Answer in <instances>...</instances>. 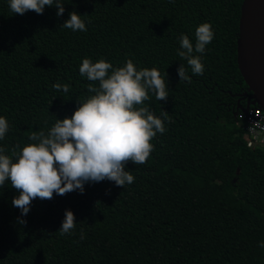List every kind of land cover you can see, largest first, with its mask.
<instances>
[{"label":"trees","instance_id":"16d2710c","mask_svg":"<svg viewBox=\"0 0 264 264\" xmlns=\"http://www.w3.org/2000/svg\"><path fill=\"white\" fill-rule=\"evenodd\" d=\"M62 2L65 12L58 17L55 5L43 14L19 15L9 0H0L5 154L32 143V132H47L57 119L70 117L76 99L91 95L93 82L79 72L85 57L114 67L131 59L137 70L157 68L167 101L149 92L142 106L162 119L167 111L170 120L152 138L147 162H128L134 182L124 187L104 180L86 183L83 194L36 198L21 224L12 206L19 193L6 181L0 187V264H264V148L248 147L238 110L248 89L237 60L243 0ZM72 11L87 31L60 26ZM204 22L214 38L198 76L178 56V38L184 33L195 44ZM181 63L190 82L179 81ZM57 82L69 91H57ZM67 209L76 227L61 235Z\"/></svg>","mask_w":264,"mask_h":264},{"label":"clouds","instance_id":"9594fccd","mask_svg":"<svg viewBox=\"0 0 264 264\" xmlns=\"http://www.w3.org/2000/svg\"><path fill=\"white\" fill-rule=\"evenodd\" d=\"M53 5L58 9L56 15L63 16L62 0H9L10 10L19 15L28 11L43 14L45 6ZM60 26L87 31L85 21L76 11L69 13ZM213 38L208 22L196 28L195 44L188 35L180 34L177 54L194 75H203L205 66L201 57ZM79 72L93 82L88 85L91 95L84 100L76 99L78 107L70 117L57 119L47 132H32L29 140L33 142L22 148L15 145L10 155L0 147V187L10 181L19 193L12 199V206L20 210L21 224L26 223L22 217L28 214L36 198L51 200L54 193L63 196L77 190L83 194L86 183L104 180L117 187L132 184L134 176L126 171V165L129 161L135 165L146 163L153 150L152 138L166 131L164 120H170L168 112L162 111V119L142 106L149 100V92L158 101H167L166 82L157 68L137 70L131 59L114 67L103 58L93 62L85 57ZM177 74L179 81L190 82L184 64L179 65ZM52 87L67 93L70 86L57 82ZM8 130V120L0 116V140ZM75 227L74 212L67 209L59 231L61 235L69 234ZM260 247L264 248V242Z\"/></svg>","mask_w":264,"mask_h":264},{"label":"water","instance_id":"95a60500","mask_svg":"<svg viewBox=\"0 0 264 264\" xmlns=\"http://www.w3.org/2000/svg\"><path fill=\"white\" fill-rule=\"evenodd\" d=\"M237 60L248 91L252 92L245 106L239 99L238 110L248 113L254 104L264 109V0H243ZM235 114L238 115V112Z\"/></svg>","mask_w":264,"mask_h":264},{"label":"built area","instance_id":"2783aa9c","mask_svg":"<svg viewBox=\"0 0 264 264\" xmlns=\"http://www.w3.org/2000/svg\"><path fill=\"white\" fill-rule=\"evenodd\" d=\"M240 117L246 120L248 147L264 148V109L254 104L249 108L248 113L241 112Z\"/></svg>","mask_w":264,"mask_h":264},{"label":"flooded vegetation","instance_id":"af4514ba","mask_svg":"<svg viewBox=\"0 0 264 264\" xmlns=\"http://www.w3.org/2000/svg\"><path fill=\"white\" fill-rule=\"evenodd\" d=\"M246 92H248L247 95H246ZM251 94H252V92H251V91H248V89H247V90H245L244 92L241 93V96H242V97H240L239 99H242L243 101L246 100V103H247V99H248V97H249ZM242 100H241V101H242ZM252 106H254V105H251V107H252Z\"/></svg>","mask_w":264,"mask_h":264}]
</instances>
